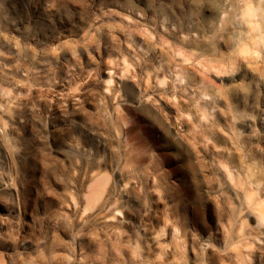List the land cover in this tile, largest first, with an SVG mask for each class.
I'll list each match as a JSON object with an SVG mask.
<instances>
[{"label":"rangeland","instance_id":"374dc122","mask_svg":"<svg viewBox=\"0 0 264 264\" xmlns=\"http://www.w3.org/2000/svg\"><path fill=\"white\" fill-rule=\"evenodd\" d=\"M0 264H264V0H0Z\"/></svg>","mask_w":264,"mask_h":264},{"label":"bare ground","instance_id":"6f19581e","mask_svg":"<svg viewBox=\"0 0 264 264\" xmlns=\"http://www.w3.org/2000/svg\"><path fill=\"white\" fill-rule=\"evenodd\" d=\"M98 195H99V193L94 191V195H93L92 201H93L94 199H97Z\"/></svg>","mask_w":264,"mask_h":264}]
</instances>
